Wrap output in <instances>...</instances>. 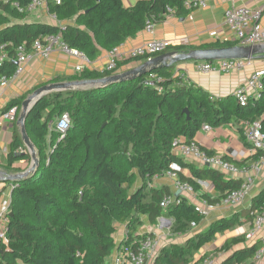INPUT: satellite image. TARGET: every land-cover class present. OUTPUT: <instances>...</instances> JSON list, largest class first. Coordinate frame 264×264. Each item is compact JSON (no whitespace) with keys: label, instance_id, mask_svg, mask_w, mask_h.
Returning <instances> with one entry per match:
<instances>
[{"label":"trees","instance_id":"obj_1","mask_svg":"<svg viewBox=\"0 0 264 264\" xmlns=\"http://www.w3.org/2000/svg\"><path fill=\"white\" fill-rule=\"evenodd\" d=\"M31 1H0V55L6 54L0 60V78L15 74L20 46L30 51L36 41L48 35L61 34L70 48L94 61L103 51L145 30L148 23L163 21L168 14L189 12L184 0H139L132 7H126L122 0H47L49 12L60 22L47 23L27 20ZM238 44L237 40H217L206 46L171 45L164 52ZM148 59L147 55L124 59L112 70L84 68L71 78L98 79ZM27 94L10 100L3 109L17 106L20 112ZM64 112L71 117V127L60 139L56 122ZM256 120L264 132V74L260 96L245 106L233 94L216 97L184 80L177 74L176 65L155 67L134 80L105 87L52 92L42 97L26 119L39 165L33 175L13 183L8 244L0 242L2 264H107L120 247L114 237L116 224H126V238L121 243L126 250L155 237L153 232H140L144 217L151 226L161 217L170 218L172 236L189 235L182 243L163 246L154 264H199L219 252L226 256L218 264L252 260L262 243H246L245 235L226 239L220 248L198 260L195 254L218 234L248 222L252 225L264 207V190L249 208L199 228L205 215L196 205L180 195L164 207V198L173 191L166 184L154 185L153 180L172 171L170 165L176 163L190 171V175L178 172V179L189 183L200 199L216 204L239 189L242 180L185 160L172 151V143L179 137L193 142L205 123L212 127L235 125L242 141L247 142L245 125ZM13 124L6 169L17 171L15 164L31 161V154L17 121ZM260 155L256 153L254 160ZM200 182L213 183L217 195L204 192ZM192 222L198 224L195 229Z\"/></svg>","mask_w":264,"mask_h":264},{"label":"crops","instance_id":"obj_2","mask_svg":"<svg viewBox=\"0 0 264 264\" xmlns=\"http://www.w3.org/2000/svg\"><path fill=\"white\" fill-rule=\"evenodd\" d=\"M126 7L134 6L139 0H122ZM233 5H247L253 9H262L260 23L264 26V0H211L210 4L205 8L189 10L185 15L177 16L175 14H168L167 17L158 23H155L153 33L146 29L137 33L135 36L128 38L123 44L122 50H129L135 46L142 44L153 38L167 39L171 45H192V46H206L213 42L220 40H235L230 28L225 24V11ZM27 20L34 22H56L51 18L47 5L40 6L33 11L27 12ZM129 59V58H126ZM125 59V60H126ZM108 61V51H103L102 54L94 61H91L85 66V69L103 70ZM81 60L78 57L72 56L59 48L54 49L48 57L35 55L25 66L24 71L14 80H12L7 87L0 93V107H4L10 100L18 98L25 94L30 95L38 87L54 82V81H73L71 78L77 75L75 67ZM205 62V61H203ZM203 62L187 61L176 64L177 74L184 80L201 87L216 97H221L233 94V91L240 85L244 84L250 75L258 70H264V58L244 59V64L241 69L233 70L231 72H204L199 69ZM140 63L124 65L116 73H122L126 70L134 68ZM59 78V79H58ZM254 95V91L251 92ZM26 96V97H27ZM14 124L6 122L0 127V167L2 171L9 174H16L25 171L31 165V161H20L15 164L17 171H10L6 169L8 161V154L11 149L13 137ZM194 142L198 143L202 149L213 154L228 156L233 162L240 165H250L255 160L253 156L255 151L251 150V145L248 142H243L235 125H222L212 127L210 131H204L202 128L195 135ZM25 145V144H24ZM27 149V147H26ZM28 151V150H27ZM257 160V159H256ZM198 166H202L197 160H193ZM185 175H190L188 168H182L180 171ZM264 172V169L262 170ZM227 177H230L227 175ZM233 178V177H231ZM241 180V179H240ZM154 185H168L175 193L173 179L167 174L160 176L153 180ZM9 184V186H8ZM203 191L212 196H216L217 192L214 184L211 182H200ZM13 182H3L2 191L0 192V213H2L4 206L11 200V191ZM264 186L261 182V175H257L256 179L250 189L249 194L241 205L238 207L219 206L205 215L204 221L199 228L207 227L211 222L222 218L231 216L233 213L247 209L251 206L253 198L258 195ZM181 196L193 204H202V199L197 197L194 193H184ZM145 223L140 226V232L150 231L161 240V246L169 243H182L189 235H171L169 229L173 222L172 219L161 217L158 223L151 226L144 217ZM171 220V224H168ZM118 229L114 234L116 242L121 245L127 234L126 224H116ZM251 223H246L236 227L224 234H218L216 238L205 244L196 254L195 260L201 258L205 253H212L215 249L220 248L226 239L246 235L250 230ZM246 238V236H245ZM260 241L261 248L264 249V229L256 234L251 239H246V243H254ZM5 245L8 242H3ZM161 247V248H162ZM119 248V247H118ZM118 250V249H117ZM108 258V264L112 263L116 251ZM226 256L225 252L213 254L214 264H218ZM150 259L147 264H154L155 261ZM249 264H264V256L257 260L253 258Z\"/></svg>","mask_w":264,"mask_h":264},{"label":"built area","instance_id":"obj_3","mask_svg":"<svg viewBox=\"0 0 264 264\" xmlns=\"http://www.w3.org/2000/svg\"><path fill=\"white\" fill-rule=\"evenodd\" d=\"M7 2L9 0H0ZM56 3H61L62 0H53ZM211 0H184V6L188 10L205 8L210 4ZM17 5V4H15ZM47 5V0H32L27 7V12ZM173 12V9H169ZM51 18L60 23L55 14H51ZM262 15V9H253L247 5H233L225 11V24L232 31L235 40L240 42V45H256L264 44V26L260 23ZM155 24L148 23L146 30L153 33ZM171 46V42L167 39L153 38L142 44L135 46L127 51L122 50V44L112 48L108 51V61L104 69L112 70L117 67L118 62L131 57L137 56H149V59L153 58V55L163 53ZM59 48L72 56L78 57L81 62L76 65L75 69L81 72L87 64L91 61L83 53L76 49L70 48L65 42L62 41L61 34L48 35L43 41H36L30 51L26 50L24 46H20L17 51V70L12 77L0 78V93L9 85V83L16 79L25 69L26 64L35 56L41 55L48 57L50 53ZM6 58V54L0 55V60ZM244 64V59H221L216 61L203 62L199 69L204 72H231L233 70L241 69ZM264 70H258L253 72L246 82L238 86L233 95L237 98L238 103L242 106L248 104L252 98H258L260 96V90L262 87V76ZM146 84L152 85L153 82L146 81ZM161 90V88H160ZM252 90L254 95L251 94ZM19 109L17 106H12L7 110L0 107V127L4 123H13L17 121ZM71 127V117L68 112L62 113L56 122V129L60 134V139L63 138ZM202 129L204 131L212 130L210 124H203ZM246 141L251 145V150L255 153L261 152V155L250 165H240L231 160L224 158L219 154H209L207 151L201 148L196 142L187 143L182 137L176 138L172 143V151L183 157L185 160L193 161L197 160L201 165L208 166L219 170L226 175L233 177L234 179H241L242 185L239 189L230 192L223 197L221 201L216 204L202 201V204H196V209L200 214L207 215L214 208L219 206L225 207H238L246 199L250 192V189L256 179L257 175H261V182L264 186V132L262 131L261 122L259 120L248 122L245 125ZM20 151L25 152L23 148ZM172 171H168L167 175L173 179L175 187V193L180 190L181 193L176 196L173 192L172 195L166 196L162 205L167 207L171 203L177 201L178 197L184 193H194L193 187L187 183L178 179L177 174L182 170V167L176 163L170 165ZM158 176L154 178L157 179ZM3 182L0 181V192L2 191ZM151 185V183H149ZM11 200L4 206L2 213H0V242H8L7 239V221L9 214V207ZM198 226L196 222H192V228L195 229ZM264 229V207L261 212L257 213L250 230L246 233V239L253 238L256 234H259ZM147 232V231H144ZM126 238V236H125ZM161 239L158 236L148 237L146 240H142L136 249H124L122 245L115 253L114 260L111 264H147L150 259L157 257L161 250ZM264 256V249H260L255 258L257 260ZM0 264H2V258L0 255ZM108 264V263H107ZM110 264V263H109ZM199 264H214L213 257H208L200 261Z\"/></svg>","mask_w":264,"mask_h":264},{"label":"water","instance_id":"obj_4","mask_svg":"<svg viewBox=\"0 0 264 264\" xmlns=\"http://www.w3.org/2000/svg\"><path fill=\"white\" fill-rule=\"evenodd\" d=\"M264 58V44L256 45H232L222 47H208V48H195L188 51H166L156 55L152 59L141 63L140 65L126 70L122 73H115L106 77L98 79H78L73 81H54L44 84L35 89L28 95L22 102L21 110L18 114L17 125L21 133L22 140L27 147L28 152L31 154V165L23 172L16 174H9L2 171L0 167V181L13 182L18 184L21 179L33 175L39 165V158L37 150L32 142L26 128V119L34 107V105L44 96L52 92H65L73 90H83L89 88L105 87L112 83L125 82L134 80L147 71L155 67H169L187 61L203 62V61H216L221 59H256ZM17 63V61H16ZM188 113V110L185 109ZM181 193L180 190L176 192V196ZM12 212H10V216ZM171 224V220H168ZM2 250L0 249V253Z\"/></svg>","mask_w":264,"mask_h":264},{"label":"rangeland","instance_id":"obj_5","mask_svg":"<svg viewBox=\"0 0 264 264\" xmlns=\"http://www.w3.org/2000/svg\"><path fill=\"white\" fill-rule=\"evenodd\" d=\"M250 260H247L244 264H249Z\"/></svg>","mask_w":264,"mask_h":264}]
</instances>
